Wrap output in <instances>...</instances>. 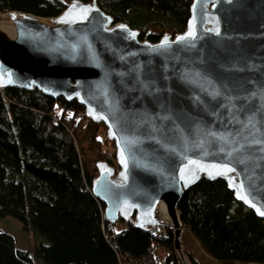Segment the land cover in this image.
<instances>
[{
  "label": "water",
  "instance_id": "1",
  "mask_svg": "<svg viewBox=\"0 0 264 264\" xmlns=\"http://www.w3.org/2000/svg\"><path fill=\"white\" fill-rule=\"evenodd\" d=\"M0 87L75 100L103 123L118 165L92 180L104 218L171 229L177 264H191L178 205L202 179L264 223V0H193L185 29L155 42L97 0L0 11Z\"/></svg>",
  "mask_w": 264,
  "mask_h": 264
},
{
  "label": "trees",
  "instance_id": "2",
  "mask_svg": "<svg viewBox=\"0 0 264 264\" xmlns=\"http://www.w3.org/2000/svg\"><path fill=\"white\" fill-rule=\"evenodd\" d=\"M69 1L0 0V11L55 17ZM192 1L97 3L115 22L138 29L141 40L155 42L160 35L151 27L173 35L185 29ZM83 118L84 108L75 100L0 87V218H16L45 238L31 245V253L0 229V264H33V256L44 264H177L170 229H141L121 219L123 227L115 231L104 218V205L92 193L95 175L85 169L78 146ZM96 126L91 140L97 143ZM103 157L114 165L110 156ZM178 208L183 225L215 261L264 264L263 220L235 200L223 180L198 181L185 190Z\"/></svg>",
  "mask_w": 264,
  "mask_h": 264
},
{
  "label": "rangeland",
  "instance_id": "3",
  "mask_svg": "<svg viewBox=\"0 0 264 264\" xmlns=\"http://www.w3.org/2000/svg\"><path fill=\"white\" fill-rule=\"evenodd\" d=\"M71 1L68 2V4ZM67 4V5H68ZM150 30L154 33L159 34L160 36L168 35L169 31H162L160 28L151 27ZM85 114V112H84ZM85 119L80 120L78 125V146L80 151L82 152V158L84 159V167L85 169L95 176L98 175V164L99 163H107L109 164L116 173L118 170V165L116 163V147L114 142L107 136L106 127L103 123H98L90 120L86 115ZM94 123V124H92ZM97 124V126H96ZM97 131V136L99 142H93L91 140V136L95 130ZM113 142V143H112ZM110 156V159L114 162V165L108 162L103 156ZM94 176V177H95ZM126 219H131L134 223V215L131 217H127ZM123 225L121 222H116L112 224V228L115 231H119L122 229ZM151 227V226H148ZM161 227V226H157ZM163 227V226H162ZM167 228V227H166ZM0 229L6 230L10 232L15 238V244L23 249H26L31 252V245L37 242H45V238L34 232L32 228L25 229L20 221L11 216H4L0 218ZM169 229V228H168ZM183 231L182 233V243L184 251L191 263L189 256L193 257L198 264H226L219 263L212 259L210 256L206 254V252L201 248L199 241L195 238V236L191 233V231L186 228L184 225L181 226ZM171 230V229H170ZM172 234V230H171ZM154 251L158 254L160 248L155 246ZM32 253V252H31ZM163 252H160L159 255L162 256ZM33 264H44L39 258L33 256ZM192 264V263H191ZM236 264V263H232ZM238 264V263H237Z\"/></svg>",
  "mask_w": 264,
  "mask_h": 264
},
{
  "label": "snow or ice",
  "instance_id": "4",
  "mask_svg": "<svg viewBox=\"0 0 264 264\" xmlns=\"http://www.w3.org/2000/svg\"><path fill=\"white\" fill-rule=\"evenodd\" d=\"M76 7V5H73V8H75ZM82 11H84L83 9H82ZM188 35L189 36H193L194 35V32H189L188 33ZM180 39H184L183 37L182 38H180ZM190 163H195V162H190ZM230 171H232V169H230V168H225V172H230ZM210 175H212V173H209ZM221 174H225V173H221ZM241 198H244V197H241ZM259 211V210H258ZM260 214L261 215H264V212H260Z\"/></svg>",
  "mask_w": 264,
  "mask_h": 264
}]
</instances>
